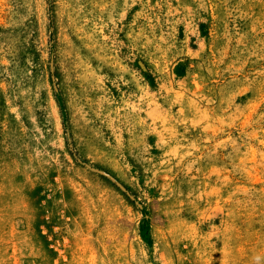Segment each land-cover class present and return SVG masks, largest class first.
Segmentation results:
<instances>
[{"label": "rangeland", "instance_id": "1", "mask_svg": "<svg viewBox=\"0 0 264 264\" xmlns=\"http://www.w3.org/2000/svg\"><path fill=\"white\" fill-rule=\"evenodd\" d=\"M0 264H264V0H0Z\"/></svg>", "mask_w": 264, "mask_h": 264}]
</instances>
